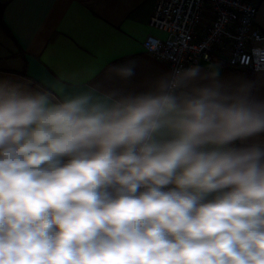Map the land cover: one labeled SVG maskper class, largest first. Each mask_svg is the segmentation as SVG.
I'll use <instances>...</instances> for the list:
<instances>
[{
    "label": "clouds",
    "instance_id": "clouds-1",
    "mask_svg": "<svg viewBox=\"0 0 264 264\" xmlns=\"http://www.w3.org/2000/svg\"><path fill=\"white\" fill-rule=\"evenodd\" d=\"M199 71L104 101L0 85V264H264V148L234 146L264 111Z\"/></svg>",
    "mask_w": 264,
    "mask_h": 264
},
{
    "label": "crops",
    "instance_id": "crops-1",
    "mask_svg": "<svg viewBox=\"0 0 264 264\" xmlns=\"http://www.w3.org/2000/svg\"><path fill=\"white\" fill-rule=\"evenodd\" d=\"M154 1L0 0V85L47 91L57 100L89 91L101 101L156 91L169 69L143 48L147 36L166 37L148 25ZM253 1L264 31V0ZM194 67L200 71L191 86L264 111V70L247 75L216 62ZM243 145L264 148V132L234 143Z\"/></svg>",
    "mask_w": 264,
    "mask_h": 264
},
{
    "label": "built area",
    "instance_id": "built-area-1",
    "mask_svg": "<svg viewBox=\"0 0 264 264\" xmlns=\"http://www.w3.org/2000/svg\"><path fill=\"white\" fill-rule=\"evenodd\" d=\"M253 0H155L148 25L166 32L147 36L143 48L176 72L216 62L250 72L264 70V31Z\"/></svg>",
    "mask_w": 264,
    "mask_h": 264
},
{
    "label": "trees",
    "instance_id": "trees-1",
    "mask_svg": "<svg viewBox=\"0 0 264 264\" xmlns=\"http://www.w3.org/2000/svg\"><path fill=\"white\" fill-rule=\"evenodd\" d=\"M223 66V65H222ZM225 68H228L227 66H224ZM232 71H236V72H239V73H244V74H247V75H251V72L250 71H246V70H243V69H236V68H228Z\"/></svg>",
    "mask_w": 264,
    "mask_h": 264
}]
</instances>
